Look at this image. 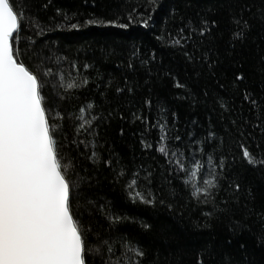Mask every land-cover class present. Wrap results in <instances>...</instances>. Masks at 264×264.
<instances>
[{"label": "trees", "instance_id": "16d2710c", "mask_svg": "<svg viewBox=\"0 0 264 264\" xmlns=\"http://www.w3.org/2000/svg\"><path fill=\"white\" fill-rule=\"evenodd\" d=\"M12 2L24 13L14 47L18 59L46 81L49 122L62 164L71 165L66 174L79 185L72 206L90 229L89 246L109 240L119 256L127 241L146 252L145 264H264V167L248 166L240 149L243 142L254 155L264 152V0H23L24 7ZM234 15L251 25L243 42L232 39ZM149 16L145 28L139 21ZM202 20L217 21L206 37L192 32ZM83 79L86 85L66 88ZM161 146L167 156L158 151ZM221 157L223 170L217 167ZM177 159L187 173L202 165V187L212 179L209 171L222 172L219 189L209 191L218 206L230 200L235 216L215 212L211 198L198 203ZM121 170L125 175L118 178ZM137 172V190L146 196L150 190L154 206L129 197L127 183ZM149 173L150 183L144 179ZM233 182L241 185L238 200L230 199ZM245 205L254 209L250 216ZM112 216L126 219L113 223ZM237 222L243 227L234 232ZM87 264H103V258L90 255Z\"/></svg>", "mask_w": 264, "mask_h": 264}, {"label": "snow or ice", "instance_id": "6c2138e0", "mask_svg": "<svg viewBox=\"0 0 264 264\" xmlns=\"http://www.w3.org/2000/svg\"><path fill=\"white\" fill-rule=\"evenodd\" d=\"M19 3L24 7L23 0H19ZM22 15L24 13L14 9L12 0H0V264H87L90 255L102 256L103 264H145L146 252L138 246L130 245L127 241L124 242L120 255L117 256L114 245L109 240H103L95 248L90 247L86 240L85 233L90 229L83 227L72 206L73 188L79 185L78 182L70 181L66 174L67 168L71 165L62 164L58 142L54 138L53 126L49 122L46 96L42 94L46 81L18 59L19 48L14 47V44L19 43L23 30ZM128 19L130 23L133 22L131 14ZM150 19L149 16L139 22L147 28ZM231 22L235 25L232 31L233 41L246 40L247 32L251 28L249 21L243 16L234 15ZM88 23H103V21L90 20ZM216 25L215 20L211 22L202 20L200 28H193L192 32L198 31L201 37H206ZM128 26L129 24L118 25L121 28ZM180 32H184V29L181 28ZM173 43L179 44L180 41L175 40ZM185 55L190 60L195 59L194 54L185 52ZM201 58L207 62V53ZM72 67L75 68L76 65L73 64ZM87 67L89 66L85 65V68ZM208 67L212 68L213 65L209 63ZM50 73L51 69H47L43 75L47 77ZM243 78L242 75L236 77L237 80ZM87 82V79H83L77 84L73 80L67 83L66 88L81 87ZM176 86L185 87L179 82ZM117 91L122 89L118 88ZM245 99L250 97L246 94ZM252 103L256 104V101L252 100ZM221 107L224 105L221 104ZM80 111L82 113L84 109L81 108ZM57 116L63 119L59 113ZM96 119L98 118L93 117V120ZM82 128L83 125L77 128V134ZM161 132H164L163 126ZM166 138V134L160 137L161 141ZM176 139L179 140L180 137ZM145 147L150 146L145 145ZM259 147L257 145V148ZM240 149L242 159L248 166L254 169L264 167V152L254 155L243 142L240 143ZM158 151L164 156L169 152L165 146H161ZM172 155L175 156L176 152ZM180 155L182 156L183 153ZM95 156L96 153L93 152L92 157ZM208 162L212 165V155L208 156ZM107 163L111 167L112 162L107 161ZM176 165L179 172L190 175V179H185L183 183L186 187L191 186V195L198 203L208 204L211 198L215 212L229 219L235 216V210L230 207V200H223L222 206H218L214 194L209 191V189H219L217 177L222 172L209 171L208 174L212 179L203 180L202 187L197 179L202 165H195L196 170L190 173H187L180 159L176 160ZM224 166V158L221 157L217 167L223 170ZM124 175L121 170L118 178ZM137 177H139L138 172L127 183L129 197L134 202L139 201L154 206L156 197L150 190L147 196L137 190L139 187ZM150 177L151 173L144 179L150 183ZM229 187L233 188L230 199L238 200L241 185L233 182ZM201 194L204 195L203 200ZM148 196L152 198L149 199ZM248 196L255 199L251 190ZM160 203L163 204L164 201L160 200ZM245 209L249 216L254 211L247 208V205ZM260 218L264 219V212L260 213ZM111 219L116 223L126 218L112 216ZM142 227L149 229L151 225L144 224ZM242 227V223L239 222L232 225L234 232ZM261 240L264 241V234ZM231 242V240L227 241L229 244ZM241 247L244 245L241 244ZM128 251L134 256L128 257ZM227 264L232 262L228 261Z\"/></svg>", "mask_w": 264, "mask_h": 264}, {"label": "water", "instance_id": "95a60500", "mask_svg": "<svg viewBox=\"0 0 264 264\" xmlns=\"http://www.w3.org/2000/svg\"><path fill=\"white\" fill-rule=\"evenodd\" d=\"M15 35V34H14Z\"/></svg>", "mask_w": 264, "mask_h": 264}]
</instances>
